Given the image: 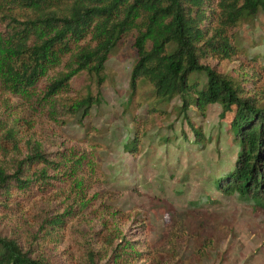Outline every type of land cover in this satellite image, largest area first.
<instances>
[{
	"label": "rangeland",
	"instance_id": "rangeland-1",
	"mask_svg": "<svg viewBox=\"0 0 264 264\" xmlns=\"http://www.w3.org/2000/svg\"><path fill=\"white\" fill-rule=\"evenodd\" d=\"M232 35L238 52L208 62L234 76L254 73L264 83V10L240 21ZM136 57L128 40L115 48L99 75L82 70L74 76L72 90L61 96L72 102L91 93L100 102L86 117L83 110L63 116L65 123L42 109L34 112L25 99L0 87V118L18 130L22 150L30 137L48 151L72 150L81 157L76 177L84 183L72 179L15 214H0V230L26 244L42 211L61 213L60 233L34 244L35 253L54 264H89V252L104 263L112 254L109 238L123 234H138L135 248L142 252L127 264H264V209L214 183L238 149L220 117L221 104L192 115L206 145H191L179 97L162 111L149 81L141 80L133 93ZM136 134L137 149L126 151L124 143Z\"/></svg>",
	"mask_w": 264,
	"mask_h": 264
},
{
	"label": "trees",
	"instance_id": "trees-1",
	"mask_svg": "<svg viewBox=\"0 0 264 264\" xmlns=\"http://www.w3.org/2000/svg\"><path fill=\"white\" fill-rule=\"evenodd\" d=\"M260 10L264 0H5L0 3V87L54 120L65 123L63 116L80 110L86 117L99 95L71 102L61 93L72 90L71 79L82 70L99 75L115 48L131 40L137 52L133 93L141 80L149 81L162 111L179 97L178 111L192 130L190 144L199 149L206 134L192 115L219 102L238 149L214 183L264 209V83L254 73L234 76L208 62L234 56L233 29ZM139 140L137 134L129 138L126 151L137 149ZM67 149L48 151L30 137L22 150L18 130L0 118V214H15L72 179L82 186L83 179L76 177L81 157ZM60 214L42 211L26 244L0 230V264H54L36 254L34 244L60 233ZM133 236L110 237V258L101 263L89 252L88 263L127 264L142 257L135 248L138 234Z\"/></svg>",
	"mask_w": 264,
	"mask_h": 264
}]
</instances>
